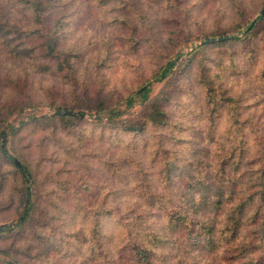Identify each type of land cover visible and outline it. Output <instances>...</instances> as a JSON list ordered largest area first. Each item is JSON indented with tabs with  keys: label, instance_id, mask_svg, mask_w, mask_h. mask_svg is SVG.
<instances>
[{
	"label": "rangeland",
	"instance_id": "1",
	"mask_svg": "<svg viewBox=\"0 0 264 264\" xmlns=\"http://www.w3.org/2000/svg\"><path fill=\"white\" fill-rule=\"evenodd\" d=\"M65 1L69 6L62 13L68 23L62 42L75 52L74 78L0 52V103L36 105L11 117L12 126L19 128L7 139L12 157L0 153V228L6 230L0 231V264H131L129 234L117 217L143 211L149 227L167 223L164 210L148 207L145 188L164 193V201L177 202L186 182L179 174L188 162H207L218 143L241 134L250 140V155L263 146L264 0H116L113 5ZM9 14L14 21L26 22L15 8ZM254 22L257 28L250 40L215 43L222 33L243 36ZM202 46L173 75L130 96L167 59L178 64ZM203 66L217 74V98L229 99L219 105L214 120L207 104L214 91H206ZM164 91L170 93L163 103L168 127L150 126L142 134L112 127L118 119L136 118ZM100 100L112 109L97 122L88 107ZM53 101L65 102L83 114L82 120L76 126L41 120L54 115L56 109L49 106ZM237 116L243 124L235 122ZM167 153L179 162L171 179L162 159ZM14 155L35 173V184L29 180L28 203L27 179L13 164ZM35 192L40 203L35 218L25 229L11 230L28 216ZM108 209L110 213L104 211ZM99 212L96 229L93 218Z\"/></svg>",
	"mask_w": 264,
	"mask_h": 264
},
{
	"label": "trees",
	"instance_id": "2",
	"mask_svg": "<svg viewBox=\"0 0 264 264\" xmlns=\"http://www.w3.org/2000/svg\"><path fill=\"white\" fill-rule=\"evenodd\" d=\"M99 1L113 5L116 0ZM68 6L69 3L65 0H0L1 56L22 58L42 70H51L63 77L74 78L76 55L73 49L67 48L62 42L64 28L68 23L62 10ZM11 8L19 10L26 22L14 21L9 14ZM57 12L62 14L55 16ZM256 28L257 24L252 23L241 37L219 34L217 37L224 39L215 43L222 45L246 42L253 37ZM203 47L188 54L185 60L179 62L180 64L171 57L167 59L151 78L144 81L130 96L146 91L154 80L171 73L173 75L178 65L180 67L184 64V67L186 62H191ZM200 74L206 91L211 93L214 91L213 94H209L207 103L212 106L211 119L214 120L219 105L225 106L229 99L217 98L214 80L217 74L209 73L206 66L201 68ZM220 95L222 98L224 93ZM169 99L170 93L164 91L153 97L136 118L118 119L111 125L134 134H142L150 126L168 127L169 115L163 103ZM26 105L10 107L0 103V153L5 159L12 157L6 149L8 135H15L19 131L18 127H13L10 123L11 117L23 112L27 107L36 106ZM49 106L73 110L68 108L65 102L53 101ZM88 109L98 117L97 122H101V115L112 108L104 100H100ZM41 120H61L66 125L76 126L82 118L79 115L54 114ZM240 121L237 116L235 122L243 124V121ZM226 141L218 143V147L208 153L210 160L207 162L204 163L203 160L197 163L188 162L189 167L181 170L179 175H182L186 182L181 185L180 200L177 202L171 199L164 201L165 194L162 192L146 188L143 190L148 207L164 210L168 224L165 222L164 226L149 227L150 223L147 222L143 211L132 215L127 212L117 217L116 222L123 231L126 230L127 235L129 234L127 256L131 264H264V144L262 148L257 146L256 154L250 155L248 149L250 140L246 139L244 134L240 137H228ZM163 158L166 159L165 174L171 179L173 170L179 165L178 157L173 155L172 158L175 159H172L170 153H167ZM13 164L27 179L24 195L28 203L31 197L29 180L35 184V173L16 155L13 156ZM38 198V193L35 192L28 216L25 220L17 222L11 230L25 229L35 218V212L40 206ZM104 211L111 212L110 209ZM99 213L93 218L96 229L101 221L102 213ZM167 227L170 232H167ZM0 231L6 230L0 228ZM174 231L181 233V236L174 238L172 236ZM172 247V252L166 251V248Z\"/></svg>",
	"mask_w": 264,
	"mask_h": 264
},
{
	"label": "water",
	"instance_id": "3",
	"mask_svg": "<svg viewBox=\"0 0 264 264\" xmlns=\"http://www.w3.org/2000/svg\"><path fill=\"white\" fill-rule=\"evenodd\" d=\"M224 38H218V40H222ZM212 41H214L215 39H211ZM205 43V42H202ZM55 115H79V116H83V114L75 112L73 110H62V109H56L54 111ZM16 163L21 167V165L19 164V162L16 160Z\"/></svg>",
	"mask_w": 264,
	"mask_h": 264
}]
</instances>
